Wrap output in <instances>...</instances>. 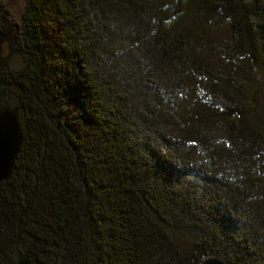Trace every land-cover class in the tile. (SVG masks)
Returning <instances> with one entry per match:
<instances>
[{"label": "trees", "instance_id": "1", "mask_svg": "<svg viewBox=\"0 0 264 264\" xmlns=\"http://www.w3.org/2000/svg\"><path fill=\"white\" fill-rule=\"evenodd\" d=\"M0 32L23 144L0 264H264V0H24ZM192 171L199 176H192Z\"/></svg>", "mask_w": 264, "mask_h": 264}, {"label": "water", "instance_id": "2", "mask_svg": "<svg viewBox=\"0 0 264 264\" xmlns=\"http://www.w3.org/2000/svg\"><path fill=\"white\" fill-rule=\"evenodd\" d=\"M23 129L18 115L7 104L0 107V182L8 180L23 144ZM15 264H30L17 246L14 248ZM199 264H230L217 256H202Z\"/></svg>", "mask_w": 264, "mask_h": 264}, {"label": "rangeland", "instance_id": "3", "mask_svg": "<svg viewBox=\"0 0 264 264\" xmlns=\"http://www.w3.org/2000/svg\"><path fill=\"white\" fill-rule=\"evenodd\" d=\"M24 0H0V11L6 12V21L20 24L21 14L23 12ZM0 60L8 66L20 65V61L15 53L9 48L7 41L0 32ZM252 83L255 84L257 92L258 103L264 111V79L260 78L258 73H255L251 78ZM192 176H199L198 172L192 171Z\"/></svg>", "mask_w": 264, "mask_h": 264}]
</instances>
